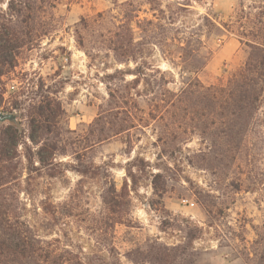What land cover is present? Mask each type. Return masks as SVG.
<instances>
[{"label":"rangeland","instance_id":"obj_1","mask_svg":"<svg viewBox=\"0 0 264 264\" xmlns=\"http://www.w3.org/2000/svg\"><path fill=\"white\" fill-rule=\"evenodd\" d=\"M124 1L128 0H59L45 15L33 17L27 24L21 23V17L0 16V29L13 27L12 34L19 37L16 42L31 43L16 48L12 60L0 67L3 70L0 113L11 114L15 125L27 135L30 130L28 104L48 94L61 110L49 124V134L70 137L69 144H65L66 153L59 156L60 161L74 163L73 151H76L82 161L106 165L110 170L109 178L118 188L125 177L124 167L134 156L144 157L151 165L139 172V183L129 194L123 223L114 227L103 219L100 192L104 178L82 176L66 167L55 168L56 174L52 177L32 172L30 193L21 194L28 204V216L38 222L40 234L59 237L96 264H100V255L107 257L108 264L115 262L109 254L111 246L122 264H132L125 260L124 252L148 238L157 237L168 243L184 241L185 232L177 229L182 219L202 228L201 232H194L192 242L199 252V264H245V253L256 251L258 244L264 242V101L258 119L244 131L242 140L240 138V146L231 121L225 128L216 117L208 140L197 133L181 145L183 140L173 138L169 143L157 142L151 127H144L132 128L85 148L92 138L89 125L107 98L108 80L104 74L115 68L132 69L134 66L132 62L118 63L105 46L109 36L117 30L116 25L128 19L129 12L123 9L132 8L120 7ZM237 1L196 0L189 7L190 12L183 13L176 24H191L204 13L226 20ZM138 2L139 17L151 18L147 5ZM1 8L4 9L5 4ZM7 19H12V24ZM131 25L137 30L133 20ZM212 47L213 53L199 74L205 84L216 82L217 77L233 70L246 56L234 37L224 38L221 44ZM144 48L145 54H149L148 46ZM150 58L161 69L169 68L159 59L157 50ZM173 72L175 82L168 87L177 91L179 78L176 71ZM132 78L131 74L125 76V80ZM114 82H119L118 76ZM18 90H25L34 100L27 99L25 109L19 111L9 102L10 95ZM139 103L146 112L145 102L140 100ZM10 119L0 120V125L9 124ZM170 121L175 124L176 133L191 129L184 125L181 113L163 120L164 124ZM128 139L133 142L130 152ZM157 171L163 175L157 181L164 189L162 197L153 194L148 175ZM20 174L22 179L27 176L25 171ZM43 198L53 202L71 199V217L49 225L40 208L34 209ZM206 207L211 210L210 217ZM263 260L260 251L257 264Z\"/></svg>","mask_w":264,"mask_h":264},{"label":"trees","instance_id":"obj_2","mask_svg":"<svg viewBox=\"0 0 264 264\" xmlns=\"http://www.w3.org/2000/svg\"><path fill=\"white\" fill-rule=\"evenodd\" d=\"M58 1L0 0V16L21 17V23L27 24L33 17L45 15L48 8H54ZM138 1L147 5L151 18L139 17ZM194 1L128 0L120 4V7L131 6L132 9H123L129 12L128 19L116 25L117 30L109 36L105 46L118 63L132 62L134 66L132 69L115 68L111 73L104 74L108 80L107 98L89 125L92 138L85 148L132 128L144 127H151L157 142L169 143L173 138L183 140L181 145L197 133L208 140L213 134L211 130L216 117L225 128L231 121L230 126L237 135V145H241L244 131L258 119L264 101V0H238L226 20H218L204 13L199 14L191 24L177 25L183 13L190 12L189 7ZM2 4H5L4 9L1 8ZM7 20L12 24V19ZM132 20L137 28L135 31ZM13 31V27L7 26L0 29V67L12 60L16 48L24 43L31 45L28 41L16 42L19 37L12 34ZM228 37L237 40L246 52L245 59L230 72L217 77L216 82L205 84L199 74L213 53L212 45H219ZM144 46H148L149 54H145ZM156 50L168 69H161L150 58ZM174 70L179 78L177 91L168 87L175 82ZM2 74L0 68V76ZM126 74L133 75V78L125 80ZM117 76L119 82H114ZM40 97L38 101L29 103L26 109L30 127L27 135L15 125L13 118L9 124L0 125V264H96L85 258L81 250H76L59 237L40 234L38 222L28 216V204L21 197V194L30 193L32 172L52 177L56 174L55 168L66 167L82 176L104 178L100 192L103 219L114 227L123 223L129 194L136 189L140 173L151 165L144 157L134 156L124 167L125 177L118 188L109 178L110 170L106 165L102 167L82 161L76 151H73L74 163L60 161L59 156L66 153L65 144H69L70 137L63 138V134L59 133L49 134V124L61 113L60 105L48 94ZM27 99L32 98L29 93L25 94V90L15 91L10 95V106L22 110ZM140 100L145 102L146 112L140 108ZM129 103L131 105L127 106ZM179 113L184 125L191 127L190 130L176 133L173 122L164 124V119H173ZM67 132L76 133L75 130ZM126 144L130 152L133 142L128 139ZM178 148L181 149L180 146ZM23 171L27 173L24 179L20 174ZM148 175L153 194L162 197L164 189L159 187L157 181L163 175L159 171ZM38 208L43 219L50 221L49 225H56L71 217L73 202L69 198L60 202L43 198L34 207L35 211ZM205 209L210 217L211 210ZM193 225L183 219L177 224V229L185 232L184 241L168 243L157 237L148 238L129 248L123 256L132 264H199V252L192 242L194 232H201L202 228ZM114 251L115 248L111 246L109 254L115 259L111 264H122ZM260 251L264 259V242L258 244L256 251L245 253L244 263L257 264ZM99 258L100 264L108 262L107 257L100 255ZM261 264H264V260Z\"/></svg>","mask_w":264,"mask_h":264},{"label":"water","instance_id":"obj_3","mask_svg":"<svg viewBox=\"0 0 264 264\" xmlns=\"http://www.w3.org/2000/svg\"><path fill=\"white\" fill-rule=\"evenodd\" d=\"M10 118H12L11 114H9V113H6V114L0 113V120L1 121L4 120V119H10Z\"/></svg>","mask_w":264,"mask_h":264}]
</instances>
